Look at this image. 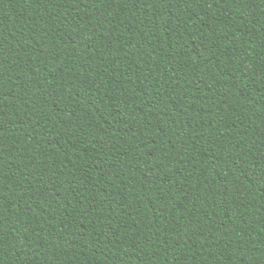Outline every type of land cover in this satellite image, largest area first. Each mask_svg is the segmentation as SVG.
Segmentation results:
<instances>
[{"label":"trees","instance_id":"trees-1","mask_svg":"<svg viewBox=\"0 0 264 264\" xmlns=\"http://www.w3.org/2000/svg\"><path fill=\"white\" fill-rule=\"evenodd\" d=\"M0 264H264V0H0Z\"/></svg>","mask_w":264,"mask_h":264}]
</instances>
